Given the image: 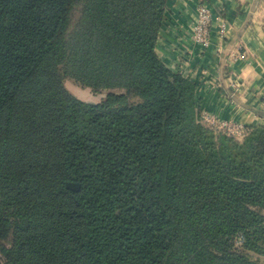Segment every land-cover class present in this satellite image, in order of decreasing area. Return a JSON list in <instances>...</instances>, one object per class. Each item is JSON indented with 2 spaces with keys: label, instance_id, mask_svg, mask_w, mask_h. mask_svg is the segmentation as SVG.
Segmentation results:
<instances>
[{
  "label": "trees",
  "instance_id": "trees-1",
  "mask_svg": "<svg viewBox=\"0 0 264 264\" xmlns=\"http://www.w3.org/2000/svg\"><path fill=\"white\" fill-rule=\"evenodd\" d=\"M169 2L0 0V264H264V126L203 122Z\"/></svg>",
  "mask_w": 264,
  "mask_h": 264
},
{
  "label": "crops",
  "instance_id": "crops-1",
  "mask_svg": "<svg viewBox=\"0 0 264 264\" xmlns=\"http://www.w3.org/2000/svg\"><path fill=\"white\" fill-rule=\"evenodd\" d=\"M206 2L215 15L210 47L192 37L199 0H170L157 52L168 67L197 82L202 113L247 128L264 126V0ZM224 21L227 37L220 40ZM242 53L245 59H234Z\"/></svg>",
  "mask_w": 264,
  "mask_h": 264
},
{
  "label": "built area",
  "instance_id": "built-area-1",
  "mask_svg": "<svg viewBox=\"0 0 264 264\" xmlns=\"http://www.w3.org/2000/svg\"><path fill=\"white\" fill-rule=\"evenodd\" d=\"M222 14V11H219ZM215 15L208 6L206 0H199L198 15L196 22L193 26V39L195 42L200 44L203 48H209L211 45L212 28L214 24ZM227 37V26L224 21L220 25L219 39L224 40ZM220 50V49H219ZM246 58L244 53L238 54L237 58ZM202 120L208 126L213 127L217 130L224 131L225 133L232 135L236 138H243L247 135L250 128H247L241 123H237L233 120L219 119L215 115L209 113H202Z\"/></svg>",
  "mask_w": 264,
  "mask_h": 264
},
{
  "label": "rangeland",
  "instance_id": "rangeland-1",
  "mask_svg": "<svg viewBox=\"0 0 264 264\" xmlns=\"http://www.w3.org/2000/svg\"><path fill=\"white\" fill-rule=\"evenodd\" d=\"M65 85L72 94L86 102H100L106 94V92L95 93L91 89L82 87L69 78L65 80Z\"/></svg>",
  "mask_w": 264,
  "mask_h": 264
},
{
  "label": "water",
  "instance_id": "water-1",
  "mask_svg": "<svg viewBox=\"0 0 264 264\" xmlns=\"http://www.w3.org/2000/svg\"><path fill=\"white\" fill-rule=\"evenodd\" d=\"M68 186L71 187V188H78L79 184L69 183Z\"/></svg>",
  "mask_w": 264,
  "mask_h": 264
}]
</instances>
